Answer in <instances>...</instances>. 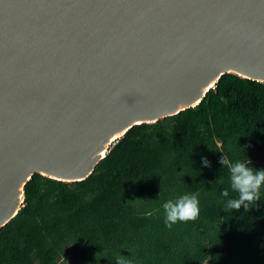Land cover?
<instances>
[{"label": "water", "instance_id": "95a60500", "mask_svg": "<svg viewBox=\"0 0 264 264\" xmlns=\"http://www.w3.org/2000/svg\"><path fill=\"white\" fill-rule=\"evenodd\" d=\"M226 74L264 83V0H0V229L34 174L84 181Z\"/></svg>", "mask_w": 264, "mask_h": 264}, {"label": "trees", "instance_id": "16d2710c", "mask_svg": "<svg viewBox=\"0 0 264 264\" xmlns=\"http://www.w3.org/2000/svg\"><path fill=\"white\" fill-rule=\"evenodd\" d=\"M225 157L264 170V83L223 75L196 107L128 130L84 181L34 174L0 264H264V187L229 210ZM186 194L199 216L169 229L162 205Z\"/></svg>", "mask_w": 264, "mask_h": 264}, {"label": "clouds", "instance_id": "9594fccd", "mask_svg": "<svg viewBox=\"0 0 264 264\" xmlns=\"http://www.w3.org/2000/svg\"><path fill=\"white\" fill-rule=\"evenodd\" d=\"M220 163L227 167L231 188L237 193V198L229 199L226 207L229 210H240L243 206L247 210L248 205L260 198L261 189L264 187V170L254 171L241 161L230 163L226 157ZM223 195L227 196L228 193L224 192ZM162 207L165 212V225L169 229L177 222L195 221L200 213L199 200L195 194L183 195L176 202L169 200Z\"/></svg>", "mask_w": 264, "mask_h": 264}, {"label": "bare ground", "instance_id": "6f19581e", "mask_svg": "<svg viewBox=\"0 0 264 264\" xmlns=\"http://www.w3.org/2000/svg\"><path fill=\"white\" fill-rule=\"evenodd\" d=\"M214 83V80L213 81H211L208 85H206L205 87H203L199 92H198V95L199 96H201L209 87H211L212 86V84ZM193 105H195V104H193ZM185 107V106H184ZM121 134H122V132H120V133H117V134H115L114 136H112L110 139H109V141H107V142H105V143H102L101 144V148H102V150L101 151H99L98 152V156L99 157H103L104 156V154H105V149H106V147H107V145L112 141V140H114V139H116L117 137H120L121 136ZM41 174H43L44 176H48V175H46L45 173H41ZM50 178H53V179H56V178H54V177H52V176H50ZM23 188V184H20V185H18L15 189H13L12 191H11V193H12V195H13V198H12V201H13V203H15L16 205H17V207L20 205V203H21V201H22V189Z\"/></svg>", "mask_w": 264, "mask_h": 264}]
</instances>
